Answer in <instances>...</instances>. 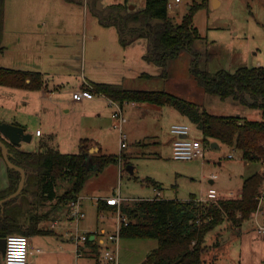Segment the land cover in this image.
I'll return each mask as SVG.
<instances>
[{"label": "crops", "instance_id": "crops-1", "mask_svg": "<svg viewBox=\"0 0 264 264\" xmlns=\"http://www.w3.org/2000/svg\"><path fill=\"white\" fill-rule=\"evenodd\" d=\"M91 1L4 0L0 66L25 72L37 71L43 78L41 88L0 84V121L18 124L32 134L29 141H22L18 146L22 150L39 151L49 144L64 152L66 149L62 146H67L66 140L60 136H57L56 140L54 139V135L62 133L66 137L68 134L76 136L78 149L81 139H86L91 141L88 143L90 144L88 149L90 153L100 151L124 154V147H120V144L119 150L113 152L102 143L101 136L110 127L107 122L113 116L115 106L110 115L108 104L111 106L114 104L109 102L110 99L107 96L95 89V83L120 84L130 89L160 90L154 85L158 79L155 82L154 80L161 76L162 69L160 70V66L155 62L145 58L150 48L149 38L140 36L130 40V36L126 34L123 38L127 42L123 43L117 25L108 20L103 22L100 14L91 7ZM216 1L218 5L221 2L220 0H210L213 5L216 4ZM118 3L127 6L128 11H136L144 7V5H137L136 0H95V9L103 11L105 15L109 6ZM189 7L190 5L187 4V10ZM174 69L168 70V73L181 72L174 71ZM29 80V78L26 79L27 82ZM80 88L90 89L93 92V97L84 98L81 101L74 100L72 92ZM197 91L199 99L200 97L207 99L206 101L212 99L216 105L222 104L230 107L227 113L216 114H236L253 119H259L262 116L260 108L251 107L232 96L222 99L218 95L206 92L202 86H199ZM197 103L206 108L205 102L197 101ZM127 104L136 108L137 119H141V116L151 112L150 110L153 108L151 104L161 108H164L165 105L149 102H128ZM120 106L124 111L125 106L122 104ZM174 114L176 115L174 119L177 121L172 122L170 126L176 122L189 125L192 123L180 112L177 114L174 112ZM35 118L38 121L33 124L31 120ZM36 129L41 130L40 134L35 133ZM44 130L46 132H43ZM176 137L177 135L170 128L167 141L171 157L172 143ZM212 142H216L219 146L224 144L216 140ZM136 144H143L142 139H136ZM206 147L204 146V153ZM229 154L231 153L226 152V157L232 158L233 155L228 156ZM204 156L205 154L202 157L182 161L198 162L203 160V167L206 169V165L209 163L204 162ZM244 162L250 165L253 161L244 160ZM254 163H256L257 169L242 174L238 188L224 183L217 185L218 177L212 178L207 174L208 188L215 187L219 196L238 195L245 177L254 172L262 173L264 161ZM113 164L121 171L120 163ZM218 164H222L221 159ZM103 172L102 169L92 174L79 192L77 201L80 209L84 212V215L79 219H75L71 214L70 202H59L56 196L48 198L47 192H42L39 182L34 178L25 185L26 192L19 194L7 206L22 229L34 227L43 230L28 234L30 247L26 264H66L67 261L70 263L73 257L75 260L76 257L77 260L83 258V264H109L91 257L90 247L87 245L77 255L75 243L70 236L72 232L80 229L86 231L90 239H96L100 244L106 241L107 233L117 229L116 211L110 206H106L110 209H99L98 199L106 201L108 197H116L119 203L114 205L118 207L133 199L164 197L160 196L162 195V186L156 180L157 184H153L152 180L146 181L147 184L153 186V196L133 199L123 198L119 194L116 195L115 192L98 191L95 185L90 188V179L94 176V178L101 176ZM8 181V166L0 155V190L8 186ZM59 184L56 194L61 192L59 188L63 190L61 187L63 184ZM64 184L66 186L67 182L65 181ZM202 193L204 195L205 192ZM191 195L197 196L195 193H191L188 198ZM85 200H91L94 206L92 224H84L87 215ZM3 210L4 206L1 211ZM31 215L33 217L35 215L36 219L31 220ZM119 239L123 238L119 237ZM0 264H7L1 253Z\"/></svg>", "mask_w": 264, "mask_h": 264}, {"label": "trees", "instance_id": "trees-1", "mask_svg": "<svg viewBox=\"0 0 264 264\" xmlns=\"http://www.w3.org/2000/svg\"><path fill=\"white\" fill-rule=\"evenodd\" d=\"M209 0H189L187 12L178 23L172 22L168 14L167 0H145L144 7L136 11H128L127 6L113 4L107 14L95 9V0L91 7L98 12L102 21L108 20L117 25L121 40L128 34L130 40L146 36L150 40V48L145 55L148 61L161 67L160 75H166L168 60L176 57L182 48H190L198 29L192 25L193 15L197 9L205 6ZM4 0H0V50H2V27ZM106 21V22H108ZM191 71L200 86L208 93L224 99L232 96L242 103L261 109L259 119L241 115H223L211 113L200 103L188 100L166 90L130 89L120 84L95 83V89L112 101L149 102L158 105H172L189 121L195 123L202 132V143L210 146L218 141L235 148L242 159L248 162L264 161V66H240L234 71L219 69L214 73L198 68L195 64ZM29 78V82L26 79ZM0 84L16 87L41 88V73L25 72L0 66ZM0 138L8 147L9 158L22 166L26 171L24 187L33 178L39 182L42 192L47 197H57L59 202H70L78 198L91 174L101 171L110 163H120L127 170L128 161L123 153L89 152L91 141L81 139L79 149L75 153L61 152L52 145H45L39 151H25L17 145ZM1 155V149H0ZM20 172L8 167V186L0 190V198L13 192L18 184ZM59 181H66L63 190L56 194ZM147 182L150 179H146ZM264 173L254 172L244 178L241 191L235 196H219L216 200H198L191 195L187 200L176 198L153 197L138 198L116 207L98 199L99 209L114 211L119 208L127 223L121 221L118 235L122 238H155L157 245L153 247L140 264H215L206 263L202 258L205 249L204 239L208 231L228 220L231 226L238 228L243 221L250 218L258 205V195L263 186ZM157 184L155 180L151 181ZM20 193V194H21ZM16 195L0 205V236L10 233H21L26 236L42 229H22L7 206ZM110 206V207H106ZM36 216L31 215V220ZM89 246L91 257L99 260L101 245L89 236L83 247ZM82 247V248H83ZM81 248V249H82Z\"/></svg>", "mask_w": 264, "mask_h": 264}, {"label": "rangeland", "instance_id": "rangeland-1", "mask_svg": "<svg viewBox=\"0 0 264 264\" xmlns=\"http://www.w3.org/2000/svg\"><path fill=\"white\" fill-rule=\"evenodd\" d=\"M188 1L181 0L168 8L172 22L181 21L187 12ZM220 1L219 5L217 1L213 5L209 0L205 6L196 10L192 25L198 29L197 37L190 48H182L176 57L168 60L166 75L155 78L154 82L156 79L158 82L154 85L157 89L168 90L188 100L205 102L207 105H204L211 112L227 113L230 107L216 105L212 99V102L201 97L199 99L197 90L200 84L191 67L195 64L202 70L214 73L219 69L234 71L240 66H264V0ZM144 3L145 0H136L139 6ZM172 68L181 72L168 73ZM126 103L128 102L122 103L125 106L122 112L127 119L122 125L126 135L123 152L128 161L127 167L132 166L133 171L128 168H121L119 171L113 163L108 164L104 166L101 176L90 179V188L95 185L98 191L115 192L116 195L127 199L147 197L153 196L154 193L153 186L146 182V179H150L161 184L160 196L186 199L191 193L198 197L203 195L202 192L209 186L207 174L211 177V172L218 177L217 185L224 183L238 188L241 175L257 169L256 163L245 164L239 151L227 144H220L219 148L211 145L206 147L204 162L209 163L206 169L203 167V160L194 162L173 159L167 139L170 124L177 121L174 119V112L177 114L178 110L167 104L164 108L151 104V112L137 119L136 108ZM113 107L114 105L108 104L110 115ZM37 121L36 118L31 120L33 124ZM107 124L110 127L101 136L102 143L108 150L117 152L120 135L118 122L111 116ZM190 126L192 131L189 137L201 140L202 132L199 127L195 123H190ZM54 136L55 140L57 136L66 140L67 146H62L66 149L64 152L78 151L76 136L68 134L66 137L62 133ZM138 138L142 139L143 144H136ZM226 152H230L233 157L227 158ZM219 159L222 161L221 165L218 164ZM59 183L63 184L61 187H65V181ZM59 190L62 191V188ZM84 204L87 213L84 224H92L94 206L91 200H85ZM255 214L256 211L238 228L224 220L208 231L204 239L203 260L215 264H264V237L259 236L254 229ZM79 232L82 231L79 229ZM117 241L122 264H140L146 254L157 245L155 238H118ZM83 263V258L77 260L76 257L75 260L73 257L71 262L67 261L66 264Z\"/></svg>", "mask_w": 264, "mask_h": 264}, {"label": "built area", "instance_id": "built-area-1", "mask_svg": "<svg viewBox=\"0 0 264 264\" xmlns=\"http://www.w3.org/2000/svg\"><path fill=\"white\" fill-rule=\"evenodd\" d=\"M180 0H167L168 8L173 6L175 3L179 2ZM93 92L88 88H80L72 92V98L76 101H81L84 98H92ZM109 102L114 104L115 109L112 113L115 120L118 122V129L120 132L119 136V144L120 147H124L126 145V135L122 130V125L126 121V117L122 112V108L119 103L112 101L111 99ZM171 131L177 135L172 143V157L178 160H188L193 159L196 157H202L204 155V144L200 139L195 137H189L191 134V126L188 123H173L171 125ZM41 130L36 129L35 133L40 134ZM228 156H231L229 154ZM264 173V168L262 170ZM212 178L216 177L215 173L211 174ZM219 197L218 190L210 186L204 193L198 197V200L205 201L210 200L214 201ZM107 203L110 204H118L119 200L116 197H108L106 199ZM71 204V214L75 219H79L81 216L84 215V212L80 209L78 205V201L72 200L70 201ZM255 214V226L254 229L259 236L264 237V181L263 186L260 189V193L258 195V205ZM253 211V212H254ZM253 212L251 214H253ZM116 220L119 227V223L124 221L127 223L125 217L120 214L119 208L116 211ZM260 218V220H259ZM118 227L113 232H109L106 235V241L100 243V252H99V260L105 261L109 264H122L119 258V251H118ZM75 243V252L77 255L81 252V248L85 246L86 240L88 238V233L86 231L79 232V230H75L70 234ZM9 237H23L24 238V247L21 250V259L20 260H13V264H26L28 259V252L30 247V239L28 236L21 234V233H10L5 236V252H4V260L8 264V259L10 258L11 248L9 247ZM18 246V243L17 245Z\"/></svg>", "mask_w": 264, "mask_h": 264}, {"label": "water", "instance_id": "water-1", "mask_svg": "<svg viewBox=\"0 0 264 264\" xmlns=\"http://www.w3.org/2000/svg\"><path fill=\"white\" fill-rule=\"evenodd\" d=\"M0 135L2 138L5 140L19 146L22 141H29L32 137V134L30 132H27L24 130V127L11 123V122H6V121H0ZM212 147H217L216 142L211 143ZM0 149H1V156L4 159L6 165L10 168L16 169L20 172V178L17 184L16 189L9 193L8 195L0 198V205L1 209H3V202L6 200H9L10 198L18 195L21 193L24 183H25V178H26V171L25 169L14 163L10 158H9V151L6 143L0 138ZM128 169L130 171H133L132 166H128ZM5 252V236H0V253L4 255Z\"/></svg>", "mask_w": 264, "mask_h": 264}, {"label": "clouds", "instance_id": "clouds-1", "mask_svg": "<svg viewBox=\"0 0 264 264\" xmlns=\"http://www.w3.org/2000/svg\"><path fill=\"white\" fill-rule=\"evenodd\" d=\"M18 243V246H16ZM23 237H9V247L12 249L10 253V258L8 259V264H13V260L21 259V250L24 247Z\"/></svg>", "mask_w": 264, "mask_h": 264}]
</instances>
